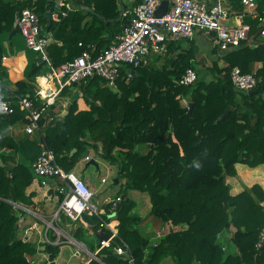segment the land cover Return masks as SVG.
<instances>
[{
    "label": "trees",
    "instance_id": "16d2710c",
    "mask_svg": "<svg viewBox=\"0 0 264 264\" xmlns=\"http://www.w3.org/2000/svg\"><path fill=\"white\" fill-rule=\"evenodd\" d=\"M230 2L233 8L242 9L240 0ZM256 2L257 11L264 14V0ZM46 3L47 0H0V96L13 107L12 113L0 114V264H31L28 255L36 252L31 242L18 236L17 222L26 212L16 209L12 202L36 207L37 192L27 188L33 183L40 186L41 177L32 168L40 148L37 138L11 131L27 121L25 111L20 110L13 96L29 94L34 108L41 107V100L35 99L34 94L36 76L48 69L45 61L38 62L35 57L27 63L25 69H29L12 79L3 66L1 39L10 45L19 34L16 27V33L8 39L15 12L31 9L38 15L40 33L47 31L53 39L46 50L53 66L73 59L83 49L93 56L102 49V41L82 35L78 9L57 6L52 24L46 29ZM109 4L111 13L102 14L116 18V0H109ZM130 19L123 18L125 26ZM244 21L250 25V34L258 32L255 18L246 17ZM94 42L95 47L91 45ZM211 43L225 65L219 68L212 62L211 70H215L217 78L208 83L200 81L194 66L195 62L205 67L204 57L196 59L199 52L208 49L202 36L171 39L166 52L148 58L162 60L161 65L147 64L148 61L136 67L122 65L116 88L97 76L70 83L57 98L67 102L66 115L57 120L50 113L54 104L40 115L43 138L63 169L72 170L91 148L101 158L118 162L127 189L148 194L151 206L145 218L155 217L162 226H184L167 232L155 246L149 244L136 229L142 218L129 215L135 203L125 194L117 208L118 237L98 253L106 264H132L123 256H113V246L120 239L130 246L133 264H264V248L256 246L264 227V191L254 184L231 195L225 181L227 176L236 175V163L250 167L264 163V42L250 47L243 41L226 50L219 49L216 38ZM256 61L262 62L256 72L255 90L259 95L234 91L232 67L249 73ZM187 67L196 70V81L190 85L176 83ZM129 73L131 77L126 81ZM61 107L62 104L57 106L55 112H60ZM226 109L228 112L218 119ZM138 144H145L143 152L135 150ZM73 148L76 150L70 154ZM10 161H14L13 165H9ZM107 213L102 216L109 220ZM91 217V223L98 225L97 217ZM225 230L231 232L230 240L236 249L233 255L223 242ZM49 249L56 253L52 245ZM89 264L101 263L92 259Z\"/></svg>",
    "mask_w": 264,
    "mask_h": 264
},
{
    "label": "built area",
    "instance_id": "2783aa9c",
    "mask_svg": "<svg viewBox=\"0 0 264 264\" xmlns=\"http://www.w3.org/2000/svg\"><path fill=\"white\" fill-rule=\"evenodd\" d=\"M128 1V0H121ZM132 16L129 23L124 27L123 33L117 38V42L109 44L98 50L93 56L87 49H83L79 55L67 60L58 66H53L44 50L46 37L40 33V21L38 15L31 9H23L19 13L17 27L24 37L25 45L37 55L42 53V60L47 64L48 69L36 76V87L34 88L35 99H40L42 106L34 108V102L29 94H14L20 110L25 111L23 130L25 133L34 135L39 144V154L32 162L34 173L41 177L40 186L43 194L48 195L49 189L61 196L58 206L44 220L47 228L57 223L61 216L71 222L82 221L83 215L88 213L98 219V225L108 231L107 238H99L98 248L110 247L114 238L118 237L117 208L120 197L108 202V213L106 220L100 213L97 206L91 204L92 190L88 184L78 177L74 171L63 169L54 156L52 149L43 138L42 129L38 123L41 113L55 104L61 90L68 84L80 82L88 77L97 76L106 81L109 86H115L120 77V67L125 64L139 66L145 64L152 55L161 54L167 51V43L171 39H191L196 31L204 36L216 38L220 50H226L238 46L243 41L250 40V25L246 21L238 24L230 23L232 12L225 7L224 0H168V8L162 15L156 11L161 0H133ZM243 11L240 16L248 15L255 18L259 23L257 35L264 38V14L257 11L256 0H240ZM65 15V13H63ZM251 41V40H250ZM253 43V41H251ZM78 45L82 46L79 42ZM130 69H128L129 71ZM131 74H127L128 81ZM197 79V72L192 67H187L176 83L190 85ZM230 80L234 87L246 92L255 90L258 83L257 76L252 73H244L238 66L232 67ZM8 89V88H7ZM185 102V99L183 100ZM13 112L8 99L0 96V114ZM84 160H90L85 156ZM105 179L102 178V181ZM57 228V244L64 241L71 242L70 236ZM174 227L162 226L155 232L156 245L158 240ZM219 237V235H218ZM23 237V241H26ZM45 243L51 242L45 238ZM264 244V227L259 233L257 247ZM224 249V247H223ZM113 251L118 256H123L133 264L132 250L130 246L120 239L119 244L113 246ZM126 255V256H125Z\"/></svg>",
    "mask_w": 264,
    "mask_h": 264
},
{
    "label": "crops",
    "instance_id": "0c3cea01",
    "mask_svg": "<svg viewBox=\"0 0 264 264\" xmlns=\"http://www.w3.org/2000/svg\"><path fill=\"white\" fill-rule=\"evenodd\" d=\"M225 1V7H228V9L232 12L230 16V23L238 24L241 21H243L246 17H249L248 15L240 16L241 12L243 11V8L241 10H237L232 7L230 0H224ZM117 8L119 9V14L116 18H105L103 14H110L111 13V6L109 4V0H61L59 5L65 6L66 9H78L81 13V22L79 24V28L81 30L82 35L89 36L90 38H94V41L102 43V46L100 48H103L107 46L108 44L115 43L117 41V38L123 33V28L126 23V19L123 20L124 17H130L132 16V6L134 4L133 0L123 1L121 2L124 5V12L120 16V2L119 0H116ZM52 5H54V2H52ZM55 6V11L57 10V6ZM88 7L89 9L85 8ZM95 7L101 11L99 13ZM55 11L53 13V17L55 16ZM103 13V14H102ZM120 21L119 23H115V21ZM88 27V29H87ZM88 32V33H87ZM95 32V35H93ZM200 34L202 38H206L202 33L199 31H196L194 34V37L196 35ZM211 38V36H208ZM12 38V37H11ZM10 38V39H11ZM9 39V38H8ZM9 39V40H10ZM208 39V38H206ZM253 41V43L251 41ZM250 40L245 41L246 44H248L250 47H256L258 44H262L264 42V38L257 35V32L255 34H250ZM94 42L93 47H95L97 44ZM2 48L4 51V57L3 59V66L5 67V70L8 72L10 77L12 79H16L19 76H21L24 72V69L28 63L30 64L31 60L38 55L29 50L26 49L24 40L22 36L16 35L14 36L13 40L10 41V45L8 44V41L5 39H1ZM207 51L209 50V45ZM207 51L205 50L204 53V60H205V66H209L206 60ZM14 56H9V55ZM209 54V51H208ZM211 54V53H210ZM216 60H213L212 62L222 63L224 66V61L219 58L215 57ZM197 59V56H196ZM198 60V59H197ZM201 60V59H200ZM211 62V63H212ZM153 64L161 65L162 60L160 62H155L154 59L148 60L147 64ZM27 65V66H28ZM198 65V63H197ZM199 66H202L199 63ZM222 66V67H223ZM262 67L261 61H256L252 65L251 72L256 75V72ZM26 69H29L27 67ZM25 69V70H26ZM132 72V71H131ZM217 74V73H216ZM176 82V81H175ZM264 95V94H263ZM185 98L182 99V102ZM187 102V99H185ZM62 104V107L60 108V111L65 110L67 105V102H62L60 99H57V101L54 104L55 109L52 110L55 113V110L57 106ZM59 113V112H58ZM24 124L12 127L11 131H15L16 134L20 133L23 136H27L25 131L23 130ZM30 138H36L37 134L34 135H28ZM84 155V154H83ZM81 157V159L77 162H83L84 157ZM89 156V155H86ZM90 157V156H89ZM91 159V158H90ZM86 161V160H85ZM89 161V160H87ZM14 161H10L9 165H13ZM76 163V164H77ZM3 163L1 162L0 165ZM87 164V162H86ZM85 164V168L87 167ZM74 168V167H73ZM72 168V171H73ZM235 170L236 175L235 176H227L225 181L229 186V192L231 195H236L243 191L245 187H251L254 184H258L262 190L264 191V163L258 164L256 166L250 167L247 164L244 163H236L235 164ZM104 178V177H102ZM102 178L100 179L101 183H105L106 179L102 181ZM86 183L87 181L84 180ZM118 182V181H117ZM116 182V183H117ZM115 183V182H114ZM88 184V183H87ZM89 186V185H88ZM28 191L35 190L37 192L38 196V203L36 207H24L18 203L12 202L14 207L21 208L25 210L26 214L20 216L19 222H18V236L23 239V237H26V241L32 242L34 247L36 248V252L31 255V264H49L46 260L47 254L44 250V243L45 238H47L53 247H55L56 253H54V260L56 264H89V262L93 260L99 261L101 264H106L103 262L99 257L98 253L100 252V249L98 248V242L99 238L103 236L105 233V229L103 227H100L99 225H94L91 223L93 221L92 215L85 213L83 216V220L87 223L85 225L82 221L77 222H71L69 219L61 216L59 221L57 223H54L52 227L48 228L46 231H43L42 224L44 223V220H48L50 215L54 212L53 208V201L58 200L59 201V195L57 193H49L48 195L43 194V189L41 186H36V183H33L28 188ZM134 192H137L136 190H133ZM118 195L115 197L108 196V198L104 199L102 204L99 203H91L93 206H97L98 209L103 208V211H108V202L113 201L115 198H117ZM149 200V198H147ZM132 200V199H131ZM135 205L133 209L137 208L138 203L135 200H132ZM140 202H143L141 199H139ZM43 209V211H42ZM132 209V210H133ZM131 210V211H132ZM99 213L102 215V213L99 211ZM19 215V213H18ZM145 218V217H144ZM63 219V220H62ZM143 219V218H142ZM144 220H142L137 226L136 229L140 232V234L145 238V232L150 233L151 237L148 240L149 244L153 243L155 240V232L162 226L160 223L158 226L149 228L148 224L143 223ZM58 226L59 230H62L65 232L68 236L71 238V242L69 240L64 241V243L57 244V228L54 227V225ZM46 225V224H45ZM178 227V226H177ZM51 229V230H50ZM109 248V247H106ZM139 248V247H138ZM136 249V248H135ZM115 252H113V256ZM101 255L105 256V253H102ZM118 257V256H115Z\"/></svg>",
    "mask_w": 264,
    "mask_h": 264
},
{
    "label": "rangeland",
    "instance_id": "374dc122",
    "mask_svg": "<svg viewBox=\"0 0 264 264\" xmlns=\"http://www.w3.org/2000/svg\"><path fill=\"white\" fill-rule=\"evenodd\" d=\"M227 23L230 24V19H228ZM20 34H21V32L19 31V34H17V35H20ZM206 38H208V39H206ZM206 38L203 40L206 43V45H205L206 47H208V45H209V50H208L209 54L207 53V55H206V60H207V63L209 64V66L208 65L205 67L199 66V63L197 65L195 62H194V66L198 72V76H199L200 81H204L205 83H208V81L215 80L217 78L216 77L217 74L215 73V70H213V71L211 70V66H212L211 62L213 60H216L215 57L219 56V52L216 49L213 50V45L211 43L212 39H210V37H206ZM204 53H205L204 50L199 52V54H197V59L200 60L201 58H203ZM163 62H164V60H163ZM222 63L223 62L218 63V64H216V66L220 68L223 66ZM46 69L47 68H44V70H46ZM111 87H115V86H111ZM115 88H111V89L115 90ZM237 95H239V94H237ZM145 147H146L145 144H138L135 146V150H137L139 152H143ZM86 153H87V155L90 156L91 159L93 158L97 162L98 166H95L94 164H90L85 168V164L88 161L84 160L83 162H79V163L75 164L73 171L78 177L87 181L89 188L93 192L91 199H90L91 203L95 204L97 202L99 204H102L104 199L108 198V196L115 197L116 195L127 194V197L130 200L131 199L135 200L138 203L136 209H133L132 211L130 210V212H129L130 216L143 218L142 219V220H144L143 223L148 224L149 228L156 227L160 224V221L155 217L144 218L145 216H147V214L150 210V206H151L150 200L147 199V198H149V196L145 192H140L138 190H136L137 192H134L133 191L134 189H127L126 179L123 175H121L119 173L118 162H110L109 160H105V159L101 158L91 148H88ZM113 153H114V150H113ZM102 177H104L106 179L105 183L100 182V179ZM115 178L118 180L117 183L116 182L114 183ZM125 189L127 190L126 192H125ZM139 199H141L143 202H140ZM57 206H58V200H54L53 201V208L56 209ZM42 211H43V209H42ZM99 211L102 214H104L106 212V211H103V208H100ZM26 216H27V214H26ZM41 224H42V226H44L43 231H46V225L44 223H40V225ZM174 228L175 229H182V228H184V226L180 225V226L174 227ZM223 234H224L223 242L226 246L227 252H230L233 255L236 252V249L230 240L231 232L229 230L228 231L225 230L223 232ZM150 237H151L150 233L145 232V238L149 239ZM47 258H48V256H47ZM47 258H46V260H47ZM28 259H29V261L31 260V255H28ZM60 264H62V263H60Z\"/></svg>",
    "mask_w": 264,
    "mask_h": 264
},
{
    "label": "water",
    "instance_id": "95a60500",
    "mask_svg": "<svg viewBox=\"0 0 264 264\" xmlns=\"http://www.w3.org/2000/svg\"><path fill=\"white\" fill-rule=\"evenodd\" d=\"M60 1L61 0H47V3L45 5V10L43 12V16L46 18L47 20V24H46V29L49 28L52 24V20H53V13L55 11V6H59L60 4ZM52 2H54V5H52ZM119 2L121 3L122 1L119 0ZM168 0H161L160 2V5L159 7L157 8V11H156V14L157 15H162L166 9L168 8ZM87 9H89L88 7H85ZM124 12V5L121 3L120 4V16L122 15V13ZM19 11H16L15 12V16H14V22H13V28L12 30L10 31L9 35H8V38L10 39L15 33H16V27H17V21H18V18H19ZM44 36L46 37V44H45V47H44V50L46 51L48 46L53 42V39L50 35L49 32L45 31L44 33ZM47 52V51H46ZM42 60V53H39L38 56H37V61L40 62ZM233 90L238 92V93H242V94H248V95H259L258 94V91L257 90H252V91H249V92H246L245 90H242V89H239L237 87H234L233 86ZM264 94V93H263ZM262 94V95H263ZM189 105H192V103L190 102ZM228 112V109L224 110L218 117V119H222L223 116ZM50 113L51 114H54V112L52 110H50ZM67 113V109L65 110H62L60 111L59 113H55L54 115L56 116L57 120H60L62 119ZM130 124H124L125 127H128ZM76 149L73 148L71 151H70V154H72ZM0 164H1V161H0ZM90 164H94L95 166H98L97 162L92 158L90 159L86 166L90 165ZM118 180L115 178L114 182H117ZM53 192V189L50 188L49 189V193H52ZM125 196V194H122L120 198H123ZM19 222V221H18ZM18 222H17V225H18ZM102 238H107L108 235L107 234H104L103 236H101ZM264 248V244L262 246H260V250ZM140 248H136L135 250L138 251ZM44 250L48 256L47 258V261L49 262V264H56L55 263V260H54V253H52L49 249V244L46 242L44 243ZM115 256H118V254H114ZM126 256V255H125Z\"/></svg>",
    "mask_w": 264,
    "mask_h": 264
},
{
    "label": "clouds",
    "instance_id": "9594fccd",
    "mask_svg": "<svg viewBox=\"0 0 264 264\" xmlns=\"http://www.w3.org/2000/svg\"><path fill=\"white\" fill-rule=\"evenodd\" d=\"M196 166H197V167H199V165H198V164H197Z\"/></svg>",
    "mask_w": 264,
    "mask_h": 264
}]
</instances>
